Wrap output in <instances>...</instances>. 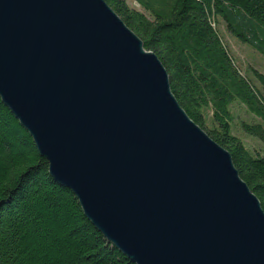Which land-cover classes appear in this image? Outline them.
Wrapping results in <instances>:
<instances>
[{
  "label": "water",
  "instance_id": "1",
  "mask_svg": "<svg viewBox=\"0 0 264 264\" xmlns=\"http://www.w3.org/2000/svg\"><path fill=\"white\" fill-rule=\"evenodd\" d=\"M0 99L134 264H264V209L105 0H0Z\"/></svg>",
  "mask_w": 264,
  "mask_h": 264
},
{
  "label": "trees",
  "instance_id": "2",
  "mask_svg": "<svg viewBox=\"0 0 264 264\" xmlns=\"http://www.w3.org/2000/svg\"><path fill=\"white\" fill-rule=\"evenodd\" d=\"M105 1L157 55L179 104L230 153L264 209V74L243 68L217 28L222 20L264 55V0ZM239 133L263 144L249 146ZM0 264H134L51 177L48 161L1 99Z\"/></svg>",
  "mask_w": 264,
  "mask_h": 264
},
{
  "label": "rangeland",
  "instance_id": "3",
  "mask_svg": "<svg viewBox=\"0 0 264 264\" xmlns=\"http://www.w3.org/2000/svg\"><path fill=\"white\" fill-rule=\"evenodd\" d=\"M217 28L219 33L222 36V39L225 41L227 47L230 50L231 55L240 62L243 68L253 67L264 74V55L254 51L250 45L240 41L237 37L232 35L224 25L222 20H219L217 23ZM242 115L243 112H242ZM241 138L249 146H257L263 144L261 141L255 138L246 137L243 133H239ZM249 136V135H248Z\"/></svg>",
  "mask_w": 264,
  "mask_h": 264
},
{
  "label": "bare ground",
  "instance_id": "4",
  "mask_svg": "<svg viewBox=\"0 0 264 264\" xmlns=\"http://www.w3.org/2000/svg\"><path fill=\"white\" fill-rule=\"evenodd\" d=\"M166 69V68H165ZM167 71V70H166ZM168 73V72H167Z\"/></svg>",
  "mask_w": 264,
  "mask_h": 264
}]
</instances>
